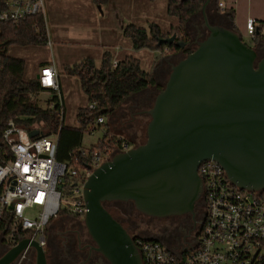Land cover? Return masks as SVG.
Masks as SVG:
<instances>
[{
	"label": "water",
	"instance_id": "water-1",
	"mask_svg": "<svg viewBox=\"0 0 264 264\" xmlns=\"http://www.w3.org/2000/svg\"><path fill=\"white\" fill-rule=\"evenodd\" d=\"M218 1H204L206 36L177 43L196 48L171 65L152 107L140 112L150 117L146 142L114 155L84 185L85 224L112 264H142V258L106 203L129 202L159 219L193 213L203 195L198 169L207 161L219 163L236 187L264 191V41L249 46L232 23L211 22L209 6ZM176 41L173 35L158 45ZM5 248L0 264H16L28 248L46 264L44 248L29 238Z\"/></svg>",
	"mask_w": 264,
	"mask_h": 264
},
{
	"label": "built area",
	"instance_id": "built-area-1",
	"mask_svg": "<svg viewBox=\"0 0 264 264\" xmlns=\"http://www.w3.org/2000/svg\"><path fill=\"white\" fill-rule=\"evenodd\" d=\"M219 7L224 8V4L219 3ZM37 16L43 17L47 27L46 0H6L0 20L20 23ZM256 25L254 19L246 22V34L251 39L256 38ZM51 43L48 33L47 46ZM39 81L54 95L60 121L65 122L66 108L57 70L51 66L42 69ZM104 121L99 118L97 123ZM3 138L9 145L11 158L0 164V221L7 223L0 241L9 247L29 238L45 248L48 226L61 213L84 218L87 207L83 190L87 179L114 155L131 149L122 137L113 152L99 149L87 152L82 148L81 158L89 160V167L82 168L76 165L79 157L74 164L57 159L58 134L33 139L10 122ZM198 173L203 181L206 208L199 243L188 252H173L158 241L136 239L142 264H264V191L236 187L215 161L202 163ZM30 250L16 264H23Z\"/></svg>",
	"mask_w": 264,
	"mask_h": 264
},
{
	"label": "trees",
	"instance_id": "trees-1",
	"mask_svg": "<svg viewBox=\"0 0 264 264\" xmlns=\"http://www.w3.org/2000/svg\"><path fill=\"white\" fill-rule=\"evenodd\" d=\"M93 1L100 8L109 2V0ZM5 2L6 0H0V13L5 9ZM219 3L221 0L217 3L218 8ZM201 8L202 0H168L169 16L179 21L178 26L172 27L170 33H163L155 23L147 27L130 24L124 28V36L131 39L133 49L136 51L149 49L163 52L168 49L171 54L188 55L193 50L179 48L177 43L190 42L188 25L200 15ZM229 16L233 22L234 11H229ZM234 29L239 33L235 27ZM173 35L177 36L175 44L158 45L160 40ZM257 38L256 36L254 44L258 41ZM47 42V27L41 16L32 17L20 23L0 20V164L11 158L10 148L3 134L9 129L10 122H14L33 139L58 134L57 159L74 164L75 158L79 157V163L76 165L88 168L89 160L81 158L80 153V149L83 148L84 134L93 133L96 128L104 127V138L99 140L92 150L113 152L117 149L119 136L108 128L109 124L106 120L116 110L122 109L129 98L144 96L146 91L156 84V81L152 72L142 69L140 60L133 56L119 61L117 66L114 65L110 52L104 53L100 66L93 58H85L79 63L65 65L63 74L80 80L82 91L89 102L87 107L80 108L78 111V126H66L65 122L60 121L55 98L50 99L46 107L40 104L39 96L46 90L41 86L39 79H24L25 60L9 55L10 48L13 46H46ZM52 103L55 104L54 108L50 107ZM90 105H94V108H90ZM99 118H104L103 124L97 123ZM65 214L61 213V215ZM6 230V221H0V235Z\"/></svg>",
	"mask_w": 264,
	"mask_h": 264
},
{
	"label": "crops",
	"instance_id": "crops-1",
	"mask_svg": "<svg viewBox=\"0 0 264 264\" xmlns=\"http://www.w3.org/2000/svg\"><path fill=\"white\" fill-rule=\"evenodd\" d=\"M50 1L51 0H49V2ZM77 1L79 3V19L82 21V24L79 25L81 28L80 31L72 34L71 37L65 36L62 33L59 34V20L57 16H53V12L51 13L52 8L50 4L49 9L47 8V14L48 21L50 20L52 25L50 29L48 26L49 38L52 45L50 47L47 45L46 47H19L26 50L30 55L27 56V58L24 56V58H22L25 60L26 66L28 65L32 71L31 75H26V73H24L25 80L38 79L42 69L48 66L54 67L57 70L62 87L65 108L67 106L66 95L70 92L71 87L73 89L71 85H73L74 82L75 84L76 81L79 83L80 90L83 93L78 78L63 74L65 65H73L81 62L85 58H93L96 64L100 66L104 53L110 52L114 62H119L128 56H133L140 60L142 69L147 72H153L154 70L152 71V69L159 57L161 61L165 57L175 55L169 53L168 49H165L163 52L149 49L136 51L133 49L131 39L124 36V28L130 24L138 27H147L149 24L155 23L160 27L163 33H170L172 27L178 26L179 21L177 18L169 16L168 0H109L107 5L101 8L99 7L100 12L97 11V5L93 0ZM204 1L205 0H202V5ZM221 3L224 4V8H218V5H214L213 3L210 4L208 13L211 17L218 19L226 25L232 23L239 33L244 34H246L245 27L247 20L254 19L257 23V39L258 41H264V0H221ZM231 10L234 11L233 22L229 16V11ZM218 12L220 15H218ZM198 17L190 22L188 31H190V27L193 26V24L198 25L201 20L203 22L201 14ZM93 22L96 24L94 28H92ZM254 42L255 40L253 43ZM9 55L15 58H21L20 55L11 51H9ZM180 55L178 53L177 57ZM173 58L176 57L174 56ZM160 61L159 65L156 67V70L160 71H155L157 75H159L163 67H167V63L164 64L163 62L160 64ZM86 101L88 104H84V107L89 105L87 96ZM144 101L145 95L129 98L122 106V109L116 110L109 118L110 123H108V128H112L113 121H115V119L117 120L118 117L122 118L121 123L123 125L128 123L135 125V116L130 114V118L126 117L125 109L129 107V104L137 108V106L142 105ZM80 108L81 107L78 108L77 114ZM77 126L78 122L73 127Z\"/></svg>",
	"mask_w": 264,
	"mask_h": 264
},
{
	"label": "flooded vegetation",
	"instance_id": "flooded-vegetation-1",
	"mask_svg": "<svg viewBox=\"0 0 264 264\" xmlns=\"http://www.w3.org/2000/svg\"><path fill=\"white\" fill-rule=\"evenodd\" d=\"M211 22L224 24L214 17L211 18ZM201 25L202 20L198 25L193 24L190 27V42L196 39L202 40L206 36L207 31ZM196 26L199 27L203 37H199ZM193 47L195 45H192L190 49L192 50ZM263 54L264 51L261 55ZM184 55L181 54L179 57L164 61V64L167 63V67L161 69L158 75L159 83L169 73L171 65L177 63L178 58H182ZM153 93L154 91L150 89L146 91L144 104L137 106L136 109H140L142 112L147 107H150ZM131 115L135 116L133 113ZM125 125L127 129H131L133 124L128 123ZM133 145L135 146V144ZM106 205L108 211H110V205H115L116 209L121 212L123 217L110 213L127 230L134 240V243L139 238L158 241L173 252H188L194 248L200 241L203 226L206 221V208L203 197L200 203L195 206L193 213L165 219L146 216L140 213L129 202H111L106 203ZM84 219L85 217L66 214L58 217V220H62L60 223L58 221L54 226L50 223L47 229V245L44 248L46 264H112L93 240ZM58 239L59 244L56 241ZM5 253V245H2L0 248V259ZM37 261V252L31 249L24 259L23 264H38Z\"/></svg>",
	"mask_w": 264,
	"mask_h": 264
},
{
	"label": "rangeland",
	"instance_id": "rangeland-1",
	"mask_svg": "<svg viewBox=\"0 0 264 264\" xmlns=\"http://www.w3.org/2000/svg\"><path fill=\"white\" fill-rule=\"evenodd\" d=\"M51 4V13L53 12V16H57L58 20H59V29L58 32L59 34L62 33L65 36H69L71 37L72 34H75L77 31H80V24H82L81 19H79V13H78V6L79 3L77 0H51L49 2V0H46V6H48L47 8L49 9ZM96 9L98 12H100L99 7L96 6ZM49 12V11H48ZM47 29L49 26V29L51 28V21H48V14H47ZM61 24V25H60ZM92 28H94V25L96 26V24H94V22L92 23ZM242 39L243 41L249 45V46H254V43L251 39L250 36H248L247 34L241 33ZM33 47V46H31ZM35 47V46H34ZM42 47H46V46H42ZM26 48V47H25ZM196 48L193 47L192 50H194ZM10 51L20 55L21 58H27V56H30L26 50H23L19 47H11ZM163 55V54H161ZM24 56V57H23ZM186 55H184L182 58H184ZM30 58V57H28ZM182 58H178V61ZM159 61L160 59H157V62H155L154 68L152 69V74L155 75V71L159 72L160 70H156L157 66L159 65ZM165 66V65H164ZM171 70L169 71V73L166 74V76L164 77V79L159 83L158 81V75L156 74L155 76V81L156 84L150 88L151 91H154L153 95H152V101L150 103V107H147L144 110H148L152 107L153 102L157 96V94L159 93V90L163 89L165 87V84L167 82V80L169 79V75H170ZM26 75L29 74L31 75L32 71L31 69L28 67V65L26 66V70H25ZM159 83V84H158ZM73 89L71 87L70 92L66 95L67 97V106H66V115H65V124L67 126L73 127L77 124V118H76V114H77V110L79 107H84V104L87 103L86 101V96L81 92L80 90V86L79 83L76 81L73 83ZM157 89V90H156ZM54 97L53 94H51L49 91H45L43 93L40 94L39 99H40V104L43 107H46L47 102L52 99ZM88 104V103H87ZM126 117L130 118V114L133 113L135 115L136 118V123L135 125H132L131 129H127L126 125H123L121 122L122 118L118 117L117 120L115 119V121H113V125L111 130L116 133L119 137H122L127 143L130 144V147L133 148L135 144V146L144 144L147 140V136H146V129H147V125L150 121V117L148 115H141L140 109H136L134 108V106L129 104V107L125 109ZM139 112V113H138ZM120 113V112H119ZM138 113V114H135ZM107 123H110V120L107 119L106 120ZM105 135V129L104 127H99L96 128L93 133H85L83 140H82V147L87 151H91L93 147H95L99 140L103 139ZM109 209L113 215H117V216H121L123 217V215L121 214V212L119 210L116 209L115 205H110ZM60 219V218H59ZM59 221V223L62 220H58V218L54 219L52 222V226L56 225L57 222ZM56 238V237H55ZM57 243L59 244V239L56 240ZM2 245H5L4 243H2L0 241V248L2 247Z\"/></svg>",
	"mask_w": 264,
	"mask_h": 264
}]
</instances>
